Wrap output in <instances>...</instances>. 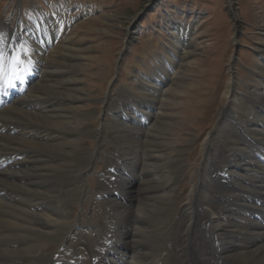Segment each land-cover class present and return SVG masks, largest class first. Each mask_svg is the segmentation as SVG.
Returning <instances> with one entry per match:
<instances>
[{
    "label": "bare ground",
    "instance_id": "bare-ground-1",
    "mask_svg": "<svg viewBox=\"0 0 264 264\" xmlns=\"http://www.w3.org/2000/svg\"><path fill=\"white\" fill-rule=\"evenodd\" d=\"M50 15L44 12L42 19L23 25L27 28L13 37L11 51L3 50L6 58L0 62V75L5 67L10 70L23 64L24 58H30L36 69L21 66L22 75L16 68L11 70L0 93V102L9 103L0 110V159L8 161L0 170V264H53L55 253L63 264H264V61L257 73L262 82L249 92L240 93L236 77L231 78L225 92L228 103L215 126L226 114L231 119L224 127L228 138L222 150L226 154L212 159L206 149L214 146L217 131L208 135L206 157L194 168L187 202L181 203L179 191L190 168L184 158L187 149L171 155L173 143L164 139L166 147L156 150L152 157L156 164L149 167L146 133L141 129L151 125L152 131L158 114L153 101L144 98L128 108L122 119L133 134L132 140L126 138L128 151H121L122 166L131 175L128 178L110 155L101 179L118 177L120 183L107 186L101 181L93 192L84 173L103 153L106 160L107 152L113 154L104 148L106 120L98 129L93 125L76 128L78 121L70 113L77 109L71 105L78 100L67 103L65 96L55 98L48 89L59 84L66 88L74 81L70 71L65 79L59 70L48 71L53 58L62 61L57 44L61 37L64 44L66 39L65 32L53 35L52 25L61 24ZM183 40H179L183 48L190 46L189 35ZM159 62L156 72L145 74L139 84L154 101L165 92L176 71L174 62ZM111 98L103 99L105 108L113 105ZM245 99L253 104L244 107L248 121L239 122L228 104ZM256 106L259 118L254 126L249 115ZM163 132L166 129L155 136L164 138ZM171 133L172 129L168 137ZM84 136H95L93 153L85 155ZM163 155L164 162H160ZM70 157L77 160L75 171L66 163ZM166 170L173 173L170 179ZM62 175L73 182L52 186ZM86 200L93 202L89 219L100 213V223L72 218L75 201ZM102 202L105 208L99 210ZM81 234L91 235V239L74 243Z\"/></svg>",
    "mask_w": 264,
    "mask_h": 264
},
{
    "label": "rangeland",
    "instance_id": "rangeland-1",
    "mask_svg": "<svg viewBox=\"0 0 264 264\" xmlns=\"http://www.w3.org/2000/svg\"><path fill=\"white\" fill-rule=\"evenodd\" d=\"M18 2L19 0H0V20L5 19L10 27L14 26L18 18ZM21 2L25 26L29 23L27 21H32L34 15L41 17L42 13L46 12L54 17L56 24H61L56 28L54 24L52 25L53 35L63 32L66 34L65 44L62 37L57 44L58 53H62L60 54L62 61L53 58L48 71L59 70L63 75L62 79H65L66 73L70 71L74 81L71 85H66V88L59 84L48 89L52 90L55 98L65 96L67 103H72L73 98L78 100L77 104L71 105H76L77 109L70 113L78 121L76 128L93 125L98 129L99 117L106 118L108 141L104 148H109L113 154L109 153L108 156L106 151L107 160L106 154H103V158L90 168L86 182L89 190L96 191L101 181L107 186L119 185L118 177L112 179L107 175V179L102 180L103 177L100 176L102 170H106L105 165L110 155L115 157L123 173H128L122 166L121 151H128L130 144L126 138L132 140L133 134L122 119L128 108L144 98L153 101V108L158 114L152 131L151 125L143 126L141 129L146 133L149 167L153 169L156 164L152 158L156 150L166 147L164 139L173 143L171 155L178 154L182 148L187 149L184 158L186 164H190V168L186 175H183L184 181L179 186L181 203L187 202L194 168L203 163L206 152L213 156L212 159H217V155L224 157L226 154L222 150L224 141L228 138L224 127L231 119L226 114L216 128L213 126L214 124L216 126V119H220L221 111L225 103L226 105L228 103L225 92L232 76L236 77L240 93H247L252 87L258 86L259 81L262 82L257 73L264 61V0H21ZM42 2L45 7H40L43 6ZM63 24L65 27L71 25L70 28L64 29L61 28ZM188 35L191 37V40H188L190 46L183 48L179 43ZM188 50L194 53L190 54ZM141 56L146 60L144 63ZM13 60L16 61V57ZM159 61L163 62L162 64L174 62L176 71L172 73L175 78L166 85L165 92L154 101L146 96V90L139 84L145 75L143 73L151 75L156 72ZM58 65L61 67L58 68ZM135 67L144 72L140 73ZM143 67L145 68L142 69ZM176 78L177 85L174 84ZM108 92L109 96H112L113 105L105 108L103 99ZM252 104L253 101L245 99L237 102V105L230 102L228 107L237 114L239 122H246L248 113L244 107ZM257 118L259 115L256 106L253 114L249 115L254 126L258 125ZM139 125L140 121L136 127ZM162 129H166V132L162 133L164 138H157L156 132ZM170 129L172 133L168 137ZM214 131H217L214 146L210 151L207 148L205 152L204 143L208 135ZM91 137L82 138L83 145L88 149L85 155L91 151L93 153L97 148L95 136ZM122 146L125 148L122 149ZM164 157L165 155L158 158L160 162H164ZM66 163L72 166V171L76 170L75 158L70 157ZM166 171L167 179H170L173 173ZM128 174L129 178L131 174ZM118 176L126 178L125 175ZM72 182L71 177L62 175L52 181V186ZM142 195L140 192V197ZM91 203L87 200L81 203L75 201L72 218L78 219L82 215L83 220L100 223V213L89 219ZM98 206V209L101 208L99 210L105 208L103 202ZM153 224L159 225L160 222ZM80 241L74 240L75 243Z\"/></svg>",
    "mask_w": 264,
    "mask_h": 264
},
{
    "label": "snow or ice",
    "instance_id": "snow-or-ice-1",
    "mask_svg": "<svg viewBox=\"0 0 264 264\" xmlns=\"http://www.w3.org/2000/svg\"><path fill=\"white\" fill-rule=\"evenodd\" d=\"M9 83H10V81H9Z\"/></svg>",
    "mask_w": 264,
    "mask_h": 264
}]
</instances>
